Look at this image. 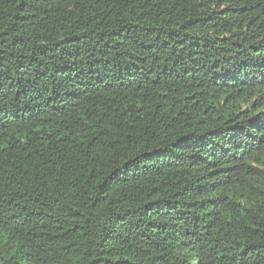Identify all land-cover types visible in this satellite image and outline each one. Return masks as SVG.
<instances>
[{"label": "trees", "instance_id": "16d2710c", "mask_svg": "<svg viewBox=\"0 0 264 264\" xmlns=\"http://www.w3.org/2000/svg\"><path fill=\"white\" fill-rule=\"evenodd\" d=\"M0 264H264V0H0Z\"/></svg>", "mask_w": 264, "mask_h": 264}]
</instances>
